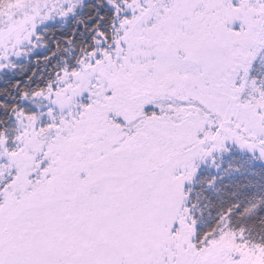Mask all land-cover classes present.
<instances>
[{"label": "snow or ice", "instance_id": "obj_1", "mask_svg": "<svg viewBox=\"0 0 264 264\" xmlns=\"http://www.w3.org/2000/svg\"><path fill=\"white\" fill-rule=\"evenodd\" d=\"M0 264H264V0H0Z\"/></svg>", "mask_w": 264, "mask_h": 264}]
</instances>
